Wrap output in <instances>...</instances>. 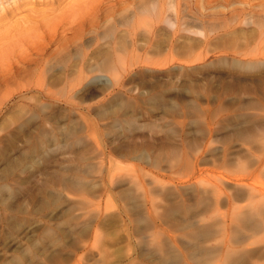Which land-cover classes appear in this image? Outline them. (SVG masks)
<instances>
[{
  "label": "rangeland",
  "instance_id": "rangeland-1",
  "mask_svg": "<svg viewBox=\"0 0 264 264\" xmlns=\"http://www.w3.org/2000/svg\"><path fill=\"white\" fill-rule=\"evenodd\" d=\"M50 2L36 0L25 5L17 0L0 13V20H13L30 7L46 9ZM252 15L204 29L201 34L196 29L182 31L180 40L172 43H180L177 48L162 44L172 32L161 25L154 45L161 60L156 57L149 63L143 56L133 65L125 61L121 67L126 70L119 79L95 71L71 91L15 87L5 103L0 102V264H157V239L164 240L159 245L164 248L172 242L168 249L182 254L184 264L195 249H189L192 240L187 235L203 229L200 215L208 220L216 201L209 185L212 175L221 184L218 201L222 214H212L208 221L228 225L235 237L240 224L235 213L257 214L250 198H245L247 192L264 188V40L260 43L258 38L264 34V28L260 30L264 22L259 25L264 13ZM145 42L142 34L140 44ZM161 48L170 55L163 57ZM77 62L72 59L69 67ZM56 74L63 82L64 74ZM48 75L49 71L45 83ZM202 172L208 182L199 180ZM246 181L254 184L247 188ZM195 201L198 208H194ZM236 205L242 209L234 213ZM185 208L191 212L186 214L191 217L186 222L192 227H186L190 234L179 228L187 217L183 216ZM141 214L151 216L144 234ZM164 225L168 227L162 230ZM221 234L210 243L222 241ZM262 237L263 232L248 237L241 248H254L255 252L237 251L231 262L263 264ZM182 241L188 246L187 253ZM253 241L257 243L251 244Z\"/></svg>",
  "mask_w": 264,
  "mask_h": 264
},
{
  "label": "bare ground",
  "instance_id": "bare-ground-1",
  "mask_svg": "<svg viewBox=\"0 0 264 264\" xmlns=\"http://www.w3.org/2000/svg\"><path fill=\"white\" fill-rule=\"evenodd\" d=\"M6 1L7 0H0V13L1 14H2V11L6 8V6L9 3L16 2L17 0H10V2L7 5H5ZM21 1H23V3L25 5H28V4H31L32 2H35L36 0H21ZM50 1H51L50 5L46 9L30 7V8L25 9L26 11L24 12V14L17 16L13 20H0V87L2 86L0 88V102H2V103H5L4 102L5 99H7L8 96L12 94L11 92L13 91V89L15 87L16 88H26V89L33 90L36 92H41L42 90H45V89H50L51 91H53V93H54V91L56 92V91H59L62 89H64L65 91H71L80 84L79 81L84 80L85 78H87L89 76L90 73L95 72V71H99L102 73H108L109 72L110 74H113L114 77H116V79H119V77H117V76L119 74H121V72H123V70L124 71L126 70L125 67H121L122 63H124L125 61H129L130 63H132L131 65H133L136 61L138 62L139 58H141L143 56L145 57V60H148V62L149 61L152 62L155 60V58L157 57V54H158V53H155L156 51L154 49V45H156V41L158 39L156 32L159 31L158 29L161 25L169 26L171 28L170 30L172 32V34L170 33L171 35H169V36L165 35L166 38L163 40L162 44L165 43L167 45H172L173 42H175L179 39L180 35L182 34L180 32H182V31H184V32L188 31L189 32V30H190V32H193V29L194 30L196 29V33L201 34V33H204V29L210 30L213 27H216L217 25L233 24V23L239 21L240 17H242L241 20H245L246 18L249 19V17H247V15L249 13H251V16H253L252 13H259V12H260V14L262 12L264 13V0H50ZM263 22H264V19L261 20L259 25L262 24ZM263 28L264 27L260 28V30L263 31ZM142 34H145V41L146 42L144 44H140V38H141ZM183 34L185 35V33H183ZM121 37H123V38H121ZM185 37H186V35H185ZM188 37L189 36L187 35L186 38H188ZM101 38H106V39L103 43H98ZM183 38H182V41H183ZM258 38H260V43H261V40H264V34L260 33V36ZM159 39L162 40L161 38H159ZM257 41H259V40H256V42ZM158 43H159V41H158ZM257 43H259V42H257ZM179 44H177V45H179ZM187 44H185V45H187ZM163 45H162V47H163ZM175 45H176V43H175ZM175 45H172V46L175 47ZM92 46H95V47H92ZM160 47H158V48H160ZM178 47H180V46H178ZM175 48H177V47H175ZM142 49H143V51H142ZM166 49L167 48H165V50ZM169 49H170V47H169ZM180 49H178V50H180ZM160 51L162 52V51H164V49L162 50V48H161ZM173 51L176 52L174 49H173ZM161 52H159V53H161ZM164 52H162L163 57H167L170 55L169 54L170 52H165V53ZM173 53H171V54H173ZM178 53H180V52L178 51ZM173 56H170V57H173ZM159 57H157V58H159ZM72 59H75V61H78L77 64L74 65L73 68L69 67L70 66L69 64L72 63ZM159 60H161V59L159 58ZM154 62H153V64H154ZM130 63H129V66H130ZM56 68L59 70L62 69V72H58ZM48 71L50 74V75H48L49 79L50 78L52 79L54 77V80L52 79V81H50L49 79H47L48 81H46V83H45V78L47 77L46 74ZM56 73L64 74L63 82H61V76L59 74H56ZM58 77H59V80H58ZM114 97H116V96H114ZM156 98H158V97H156ZM108 99H110V98H108ZM122 99L121 100L118 99L119 103H120V101H122ZM126 99H128V98H126ZM124 100L125 99H123V101ZM105 101H107V100H105ZM105 101L103 100L102 102H105ZM128 101H130V100H128ZM97 102H98V100H97ZM99 103H97V104H99ZM130 103H133V102H130ZM153 103L154 102H152V104ZM123 104L126 105L125 103H123ZM123 104H121V105H123ZM22 105L23 104L21 103V106ZM103 105H105V104H103ZM101 106L102 105L100 104V107L99 106L98 107L101 108ZM95 107H97V106H95ZM112 107H114V106H112ZM120 107H122V106H120ZM124 108H125V110H123V111L125 112L127 106ZM130 108H133V107H130ZM115 111L116 110H114V113H115ZM120 114H121V112H120ZM100 115L104 116V114L103 115L100 114ZM112 117H113V115H112ZM79 121L77 119V122H79ZM80 122L82 124V121H80ZM74 124L76 125V123H74ZM82 126H84V125H82ZM82 126H79V127H82ZM57 129H60V127ZM41 130H43V129H41ZM46 130H49V129H46ZM40 132H42V131H40ZM47 133H48V131L45 133V135L44 134L43 135L46 137V136H48V135H46ZM49 135H50V132H49ZM53 138L51 137V139H53ZM39 139H40V137H39ZM44 143H45V141H44ZM51 143L53 144L54 142L52 141ZM32 147L38 151L41 149L39 145L31 146V148ZM43 147H45V146L43 145ZM34 149H33V151H34ZM117 150H118V152L121 151L120 149H117ZM145 152H148V151H145ZM119 153L121 154V152H119ZM145 161H147V159ZM255 161H257V160H255ZM197 163H198V160H197ZM203 166L205 168L206 165H203ZM220 166L218 165V167H220ZM11 167H12V165H11ZM192 168H194V167L192 166ZM8 169L9 168L7 167L6 170H8ZM214 169H216V168H214ZM219 170H220V168H218V171ZM201 171H203V170H201ZM216 171H217V169L215 170V172ZM195 172H196V170H195ZM68 173H70V172H68ZM10 174H11V170H10ZM77 174H78V172H77ZM225 174H222V175H225ZM73 175H75V174L73 173ZM210 175H211V173H210ZM202 176H203V172L199 175V178H200L199 180H201V182L208 180V179L204 180L202 178ZM206 176H208V173H207V175H205V177ZM71 177H73V176H71ZM74 177L76 179L79 178V177L77 178L76 176H74ZM193 177H196V176L194 175ZM219 177H220V175H219ZM4 180H6V179H4ZM63 180L66 181V177H65V179L63 178L62 181ZM1 181H3V180H1ZM68 183H70V181ZM76 183L77 184L79 183L78 180L74 183V185H76ZM209 183H210L209 185L213 186V189H214V192L216 195V201H215L214 206L212 207L213 210H212L211 215L217 213V214H220V216H221L222 213H221V208L219 205L220 202L218 201L219 197H220V196H218V194L220 193L219 187H221L219 185H221V184L218 183L216 175L215 176L212 175V180H210ZM3 184H4V182H3ZM200 184H198V186ZM207 184H205V185H207ZM253 184H254L253 182H247V181L245 182V185L248 186L247 188L251 187V185H253ZM255 184L259 185L257 183H255ZM188 186L190 187L189 184H188ZM260 187L261 186L259 185V188ZM7 188H9V187L7 186ZM236 189L234 192H236ZM170 191L172 192V190H170ZM198 194H200V193H198ZM164 195H165V192H164ZM193 196H194V198H197L196 194ZM172 197H174V196H172ZM177 197H175V199ZM198 197H200V196H198ZM235 197H237V196H235ZM248 197L250 198V203H251V205H253L257 214L256 215H254V214L253 215L252 214L247 215V214H249V212L247 214H244V215L241 213H235L238 209H242V206H240V205L235 206L234 211H233L236 214V220L235 221H237V222L240 221V224H238L239 227L236 228V229L239 228V230H237L238 233L234 231V228H233V231L236 233V235H238V237H236V235H234L235 237H232L231 236L232 234L230 235L228 225H226V226H225V224H224V226L222 225L223 220H221V222H222L221 227H220V225L215 226L213 223L208 221L210 219V217L212 218L213 215L212 216L209 215L207 217L208 220L206 219L205 216L203 217L204 214L200 215V216H202V219L200 221L202 222L203 229L198 230L197 234L194 232H193L194 233L193 234L191 232L192 233L191 235H187V237L191 236L192 243H196V245L195 244L193 245L191 243L190 245H192V246H190L188 244L189 247H191L189 249H191V250H192V248H195V249H193V253L191 254L192 258L189 254H188L189 257H187V259L185 258L186 261L188 260V258H190L186 262L187 264H192V263L193 264L194 263H196V264H230V262L233 261L234 258L236 257L235 255H236L237 251H243L246 253H254L255 252L254 248H249L250 246H247L249 249H246V250H244V249L242 250L241 246H243L247 243L245 240L248 237H250L251 235H253L255 233H261V232L264 233V188L261 187L260 189H258V187H257V189H255V191L252 189H249V191L247 192V197H245V198H248ZM167 198H168V196H167ZM245 198H244V201L246 200ZM173 201H175V200H173ZM195 202H196V204H194V208H198L199 203L197 204V201H195ZM246 202H244V203H246ZM172 203H174V202H172ZM248 203L249 202H247V204ZM240 204H242V203H240ZM38 205H39V203H38ZM174 205H173V207H174ZM176 207H177V204H176ZM225 207H226V205H225ZM231 207H233V206H231ZM231 207H229V209ZM170 208L172 209V207H170ZM179 208H182V206L178 207V210H179ZM187 208H185V211L183 210L185 213V214L183 213L184 214L183 216H185L187 214V211H188V210L186 211ZM252 209H250V210H252ZM202 210H201V214H202V212H204ZM167 211H169V210H167ZM189 213H191V212H189ZM198 213H199V211H198ZM207 213H209V212H207ZM164 214H167V213H164ZM156 215H157V213H156ZM156 215H154V216H156ZM188 215H186L187 217L183 218V219H185L183 223H182V221L180 222V223H182L181 226L179 227L180 229L186 230V227L188 226L186 224V222L191 220V217H189ZM181 216H182V213H181L180 217ZM222 216H224V215H222ZM148 217L149 216L141 214L140 218H139V222L141 224L140 225L141 231L143 234L146 230H148V229H146V227L148 225V222H147ZM164 217H166V216L164 215ZM198 217H199V215H198ZM237 217H238V220H237ZM214 218H215V215H214ZM163 220H164V218H163ZM224 220H225V218H224ZM158 221H160V220L158 219ZM179 221L180 220H178L177 222H179ZM197 221H198V218H197ZM213 221H215V219ZM231 221H232V219H231ZM231 221H229V222H231ZM237 222H236V224H237ZM184 224H186V226H184ZM236 224H235V226H236ZM195 226L196 225H194V227ZM162 227H163L162 230H164L165 225ZM167 227H165V228H167ZM188 227H191V226L189 225ZM157 228L158 227H156V230H157ZM199 228H200V226H199ZM144 229H146V230L144 231ZM180 229L178 231H180ZM191 229H192V227H191ZM195 230L197 231V228ZM160 231H161V229H160ZM168 232H169V230H168ZM186 232L188 234H190V232H188V230H186ZM220 233L223 234V235L221 234V236L219 235L220 237H222V241H220L221 239L219 238L220 239L219 242H217V243L211 242L210 243V240L212 239V237L216 238L217 235ZM49 234L50 233H48V235ZM161 234H163L162 231H161ZM164 234H165V232H164ZM178 235H180V234H178ZM182 235H180V237ZM142 237H143V235L141 236V238ZM173 237L171 236L172 239H173ZM166 238H167V235H166ZM166 238H165V240H166ZM146 239H147V237H146ZM172 239H169V240L172 241ZM206 240L209 243H207ZM262 240L264 241V237H262ZM142 241H143V239H142ZM158 241L160 243H158ZM212 241H213V239H212ZM154 242L155 241H153L152 243H154ZM162 242H161V240L157 239L158 245L156 244V246H155V243H154V246L157 247L156 248V252H157L156 255L158 257L157 264H183V258H184V257H182L183 255L179 254L177 251L176 252L178 254H176L175 252H173L172 248L168 249V245L172 244V242L167 245V248L159 246ZM254 242H256V241L251 242V244ZM174 243H175V245H177L178 242L177 243L174 242ZM188 243H190V242L188 241ZM185 244L187 245L186 242H185ZM163 245H164V243H163ZM175 245H174V247H177ZM182 245H181V247L185 248L184 242L182 243ZM169 247H172V245ZM187 247L188 246H186V248ZM154 248H152V249H154ZM178 248L179 247H177L176 249L179 251L180 249H178ZM186 248H185V250H186ZM165 249L166 250L168 249V250L166 251ZM194 250L196 252H194ZM187 251L188 250H186V253H187ZM145 253H146V251H145ZM148 253H149V251H148ZM152 254H154V253H152ZM143 255H146V254L143 253ZM141 256H142V254H141ZM150 257H151V255H150ZM152 257H154V255ZM141 258H140V260H141ZM154 258H153V260H154ZM232 258H233V260H232ZM148 259H150V258L148 257ZM155 260H156V258H155ZM190 260H192V261H190ZM150 262L153 263L154 261L152 262V259H151ZM150 262L148 261V263H150ZM145 263H146V261H145ZM186 263H184V264H186ZM231 263L234 264V262H231ZM262 263H263V261H262Z\"/></svg>",
  "mask_w": 264,
  "mask_h": 264
}]
</instances>
